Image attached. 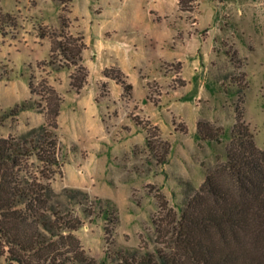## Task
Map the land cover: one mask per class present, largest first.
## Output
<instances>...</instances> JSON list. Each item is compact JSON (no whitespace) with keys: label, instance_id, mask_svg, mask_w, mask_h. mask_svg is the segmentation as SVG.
<instances>
[{"label":"rangeland","instance_id":"1","mask_svg":"<svg viewBox=\"0 0 264 264\" xmlns=\"http://www.w3.org/2000/svg\"><path fill=\"white\" fill-rule=\"evenodd\" d=\"M195 4L185 12L178 0H0L15 17L0 29V115L7 116L0 136L45 125V84L61 97L55 132L62 165L51 185L58 193L66 186L88 193L92 215L82 213L85 203L68 205L83 217L75 234L95 264L119 247L154 250L155 194L161 190L180 214L207 169L226 160L236 105L264 149V0ZM61 14L87 46L89 74L79 92L69 83L73 67L53 63L50 52ZM112 64L129 75L132 98L112 93L114 82L103 76ZM134 118H149L170 141L166 163H156ZM198 119L220 125L221 141L199 139Z\"/></svg>","mask_w":264,"mask_h":264},{"label":"trees","instance_id":"2","mask_svg":"<svg viewBox=\"0 0 264 264\" xmlns=\"http://www.w3.org/2000/svg\"><path fill=\"white\" fill-rule=\"evenodd\" d=\"M66 4L71 0H58ZM196 0H178L179 9L194 10ZM15 25L12 12L0 7V29ZM69 21L60 15V28L51 36L54 62L73 67L70 86L79 92L87 83L89 70L82 52L84 36L68 31ZM54 55V56H53ZM103 76L122 86V95L132 97V84L115 64L103 69ZM105 85H108L105 82ZM29 86L34 89L30 81ZM41 97L45 103V125L25 135L0 136V253L6 264H95L75 234L84 220L68 202L85 203L83 214H93V202L79 188L56 192L51 179L60 172V139L55 132L61 97L48 84ZM11 110L14 113L21 108ZM235 122L226 144V160L206 171L199 188L187 194L180 214L166 195L155 194L157 213L152 217L156 243L106 251L102 260L114 264H264V149L257 146L253 132L236 105ZM7 117L0 115V123ZM145 131V141L158 164L167 162L171 143L149 118H134ZM187 132V125L180 128ZM196 135L207 142L221 141L223 129L209 120L198 119ZM64 196V198H62ZM105 232L111 235L107 225ZM144 249V250H142Z\"/></svg>","mask_w":264,"mask_h":264},{"label":"crops","instance_id":"3","mask_svg":"<svg viewBox=\"0 0 264 264\" xmlns=\"http://www.w3.org/2000/svg\"><path fill=\"white\" fill-rule=\"evenodd\" d=\"M119 66V65H118ZM120 67V66H119ZM121 68V67H120ZM122 69V68H121ZM123 70V69H122ZM124 71V70H123ZM125 72V71H124ZM125 74H126V72H125ZM127 75V79H128V81H130L129 80V75L128 74H126ZM141 78H143L144 79V77H141ZM109 81H113L114 82V84L112 85V84H110L111 82H109V84H110V87H111V91H112V93H114V95H116V96H121V97H123V95H122V92H123V89H122V86L120 85V84H118V83H116L114 80H112V79H110V78H107ZM131 84H132V82H131ZM115 91V92H114ZM132 97H133V85H132ZM131 97V98H132ZM140 99V98H139ZM196 124V123H195Z\"/></svg>","mask_w":264,"mask_h":264}]
</instances>
